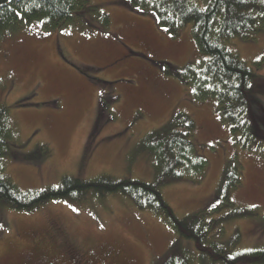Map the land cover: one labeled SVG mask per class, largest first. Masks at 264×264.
Here are the masks:
<instances>
[{"label":"rangeland","instance_id":"obj_1","mask_svg":"<svg viewBox=\"0 0 264 264\" xmlns=\"http://www.w3.org/2000/svg\"><path fill=\"white\" fill-rule=\"evenodd\" d=\"M91 2L110 17L107 29L76 21L47 30L34 22L0 35V104L14 134L7 173L22 190L57 186L64 175L153 182L145 139L174 113L187 112L206 174L199 183L164 186L165 199L179 218L205 209L207 221L219 220L209 240L230 254L264 247V138L251 148L235 142L242 136L221 122L214 101L195 102L191 88L165 72L166 63L182 67L201 58L192 25L173 37L127 0ZM226 45L258 77L248 99L264 135V31ZM234 155L241 183L230 192L233 204L222 205L216 192ZM243 208L255 213L237 216ZM0 225V264H157L173 248L185 250L190 264H212L161 216L118 194L51 200L34 211L0 208ZM234 232L240 239L231 245Z\"/></svg>","mask_w":264,"mask_h":264},{"label":"trees","instance_id":"obj_2","mask_svg":"<svg viewBox=\"0 0 264 264\" xmlns=\"http://www.w3.org/2000/svg\"><path fill=\"white\" fill-rule=\"evenodd\" d=\"M127 1L138 13L152 14L159 26L173 37L191 24L197 47L204 57L182 67L166 63L165 72L189 86L195 102L214 101L221 122L242 136L235 142L251 148L256 140L264 138L252 117L248 99V92L256 90L258 77L239 54L226 45L231 39L247 41L264 31V0ZM76 21L83 26L98 22L103 29L111 24L110 17L91 0H0V35L34 22L41 23L47 30H56ZM196 127L192 115L178 111L166 124L147 135L144 147L155 160L153 182L107 173L87 179L64 175L57 186L22 190L6 171L4 157L14 134L8 108L0 104V208L34 211L51 200L81 202L91 197L118 194L127 197L139 209L161 216L181 238L194 241L207 262L264 264V247L230 254L229 248L209 240L210 230L219 220L207 221L205 209L179 218L163 195L166 185L199 183L205 177L208 162L198 154L193 142ZM249 139L250 143L246 142ZM241 167L237 155L226 163L216 192L222 205L233 204L229 196L241 183ZM254 213L255 210L249 208L235 211L241 218ZM239 239L240 233L236 232L230 244H237ZM190 262L185 250L173 248L157 264Z\"/></svg>","mask_w":264,"mask_h":264},{"label":"flooded vegetation","instance_id":"obj_3","mask_svg":"<svg viewBox=\"0 0 264 264\" xmlns=\"http://www.w3.org/2000/svg\"><path fill=\"white\" fill-rule=\"evenodd\" d=\"M74 258H75V257H74ZM80 262H81V261H80ZM80 262H79V261H77V262H75V264H81L82 262H81V263H80Z\"/></svg>","mask_w":264,"mask_h":264},{"label":"snow or ice","instance_id":"obj_4","mask_svg":"<svg viewBox=\"0 0 264 264\" xmlns=\"http://www.w3.org/2000/svg\"><path fill=\"white\" fill-rule=\"evenodd\" d=\"M258 59H259V57H258ZM253 207H255V205H253ZM0 227H2V225H0Z\"/></svg>","mask_w":264,"mask_h":264}]
</instances>
